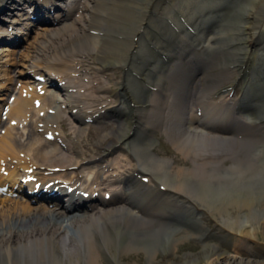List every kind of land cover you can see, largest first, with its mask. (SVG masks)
<instances>
[{
	"label": "bare ground",
	"instance_id": "6f19581e",
	"mask_svg": "<svg viewBox=\"0 0 264 264\" xmlns=\"http://www.w3.org/2000/svg\"><path fill=\"white\" fill-rule=\"evenodd\" d=\"M97 4L102 6L103 15L96 10ZM72 5L85 10L79 19L81 26L55 37V44L46 47L47 52L35 62L36 71H41L46 81H50L51 74L61 77L66 72L58 64L74 60L72 54L78 56L75 63L80 67L93 63L95 67L90 70L93 68L94 73H98L97 67H117L120 78L116 85H120L121 93L116 97L111 94L108 104L102 105L101 99L106 95V87L95 83L91 85L93 91L104 95L95 96L93 103L79 108L66 97L62 103L69 109H81L77 116L83 117L92 110L117 105L121 118L117 130L102 136L109 138L104 150L122 148L124 156L117 157L116 167L111 164L113 174L100 181L92 180L88 184H94L87 187L90 192L102 189L103 194L110 187L108 183L114 182L116 186L110 187L107 195L122 196L113 200L119 204L100 208L91 218L79 219L78 226L84 231L78 239L80 244L72 240L74 243L67 247L62 231L56 227L57 221L66 217L63 211L34 214V208L27 205L1 202L0 264H98L100 254L108 255L113 264H128L121 256L133 251L145 253L144 264H264V0H82L80 5ZM34 6L29 8H42L38 3ZM179 13L186 16L187 24L173 23ZM209 14L213 15L209 25L197 22L199 16ZM96 18L102 20L96 23ZM27 23L28 19L21 26ZM43 31L36 34L37 38L45 36ZM36 43L33 37L28 50ZM194 46L204 49L197 55L191 51ZM8 52L0 48V58ZM27 60L22 58L19 63ZM6 63L0 61L2 73ZM243 66L250 71L239 75L237 70ZM230 67L237 68L227 74ZM194 72H198L199 81L188 103ZM30 83L20 85L19 94L9 107V118L15 123L24 121L26 113L36 110L35 97L40 100L37 110L48 103L32 91L34 82ZM4 85L7 88L8 79L0 83V88ZM235 85L246 98L242 109L237 108V99L218 90L228 92ZM22 89L28 91L24 96ZM84 92L86 98L91 96L85 89ZM222 118L226 122L235 119L237 126L229 133L213 132L211 123ZM77 124L76 137L80 128ZM43 127L48 128L46 124ZM155 131L165 133L184 159L176 161L155 153ZM35 132L36 128L25 132L26 141L16 142L19 148H12L6 135L9 131L5 130L0 136V158L7 154L16 156L15 165L20 169L31 164L61 168L82 159L50 151V141H33ZM253 132L257 134L252 137ZM72 148L76 152L75 144ZM30 151L34 153L32 157ZM90 151L91 148L84 150ZM93 151L88 159L96 153ZM16 152L23 153V157ZM225 159L231 163L224 164ZM100 170L98 167L97 171ZM16 174L11 170L0 183L6 181L13 186ZM18 175L25 176L22 172ZM142 175L147 177L146 182L140 179ZM52 178L41 179V183ZM28 185L32 187L31 182ZM38 207L37 210L44 209ZM201 217L212 219L219 232L218 245L208 241ZM95 222L101 224L96 227ZM259 233L263 241H259ZM194 236L202 240L201 249L177 255L181 238ZM235 237L239 238L235 241L241 245L239 248L233 247L234 241L229 244V239ZM43 239L44 253L40 250ZM244 239L249 243L243 244ZM31 244L36 249L34 259Z\"/></svg>",
	"mask_w": 264,
	"mask_h": 264
},
{
	"label": "rangeland",
	"instance_id": "374dc122",
	"mask_svg": "<svg viewBox=\"0 0 264 264\" xmlns=\"http://www.w3.org/2000/svg\"><path fill=\"white\" fill-rule=\"evenodd\" d=\"M103 8H102V6L101 5H99V4H97L96 5V10L98 11V12H100L102 15L104 14V10H102ZM76 19V18H75ZM95 20V22L97 21V20H102V18H96V19H94ZM104 20V19H103ZM97 23V22H96ZM68 24V23H67ZM81 26V23H79V25H76V26H72V28L71 29H76L77 27H80ZM47 29L48 30H50V31H48V33H47V35H49L50 33H54L55 35H52L51 37H48V38H37V36L38 35H40V33H38V35H34V39H36L37 40V43H36V45H33V47H31L29 50L30 51H32L31 53H29V58H28V60L24 63V64H20L19 63V61H18V65H20V66H24V67H26L27 68V73L29 72L30 73V71L34 68V70L36 71L37 69V67H35V63L33 64L34 65V67L32 66V63L35 61L33 58L36 56V55H38V58H41V56L45 53V52H47V48L46 47H49L50 45H54L55 44V37H56V39L57 38H59L60 36H62V34H65L66 33V31H68V29H62L61 30V26H58V25H47ZM41 31H43V30H41ZM39 32V31H38ZM46 34H45V36L44 37H46L47 36ZM39 37V36H38ZM32 40H33V38L30 40V42H32ZM30 44V43H29ZM28 44V45H29ZM27 45V46H28ZM25 46L26 45H24V46H22L23 47V49L25 48ZM199 47V46H198ZM201 47V51L199 52V53H197V55H199L202 51H203V47L202 46H200ZM19 52V51H18ZM73 53H75V52H73ZM196 54V53H195ZM203 54V53H202ZM73 55V59L74 60H72V66L70 65V66H68V70H69V68H70V70H72V69H74L75 71L73 72L75 75H76V78H77V83L78 84H82L83 86H85L87 89H88V91H89V93H90V90H92V87H91V84L92 83H90V79L92 78V73H91V71H93L94 69L92 68L91 69V71L89 70V68L88 67H86L85 65L84 66H82V69H80V68H78V67H75L76 66V64H75V62H76V56H74L75 54H72ZM15 58H16V55H14V57H12V60H10V62L12 63L14 60H15ZM50 59H52V58H50ZM39 60V59H38ZM74 61V62H73ZM51 62V61H50ZM79 66V65H78ZM91 66L92 67H95V65L94 64H91ZM90 66V67H91ZM21 67H19V66H17V65H12L11 66V69H20ZM23 69H25V68H23ZM79 69V70H78ZM85 69V70H84ZM33 70V72L34 73H36L35 71ZM82 70V71H81ZM210 72H215V70H210ZM18 73V75H20V74H22V71L21 70H18L17 72H16V74ZM32 73V72H31ZM106 73H108V72H106ZM117 73H119L118 72V70H117ZM117 73L115 72V70H112V71H110L108 74H107V76H109L110 78H113V77H117ZM66 74V73H65ZM103 76H104V74H100L99 75V79H102L103 80ZM57 77H60V74H57ZM70 78H72V79H74L73 77H70ZM118 79L120 78V75L117 77ZM56 80H57V82L59 81L57 78H56ZM68 81L67 82H69V79H67ZM4 81H6L7 82V79H4ZM61 81V80H60ZM63 81H65V80H63ZM87 81H88V83H90V84H88L87 83ZM193 82L195 81V78L192 80ZM198 81H199V79L197 80V82L195 83V84H193V82H192V84L190 85L191 86V88L189 87V94H188V97H187V101H188V103H190V99H191V92H192V90H195V86L194 85H196L197 83H198ZM110 83V82H109ZM117 83H118V81H117ZM23 83L22 82H20V81H13L12 82V84L10 85V88H8V90H13L12 91V94L10 95V96H12L13 94H14V92H16L17 94L15 95V97L16 96H18V88H19V85H22ZM89 87H88V86ZM116 85V84H115ZM13 86V87H12ZM117 86V85H116ZM4 87H5V85H4ZM12 87V88H11ZM105 87V86H104ZM5 89L7 90V88L5 87ZM74 88H72V87H68V92L70 93V94H73V95H75V97L74 96H72V98H73V100H77L78 99V101H79V104H81V106L83 105L82 103L83 102H86L87 100L86 99H80L76 94H79V93H81L82 92V89L83 88H80L78 91V93H77V90L76 91H74L73 90ZM111 89H113V87L111 88ZM50 92H52V90L51 89H49V91H45L42 95H43V97L45 98L46 97V95H50V97H53V95H52V93H50ZM75 92V93H74ZM54 94H55V92H53ZM91 94V96L92 95H94L92 92L90 93ZM4 95V94H3ZM77 96V97H76ZM0 98H1V95H0ZM86 100V101H85ZM83 101V102H82ZM88 101H89V99H88ZM8 103V102H7ZM187 102H186V105L188 104ZM55 104H57L58 106H59V102H56ZM49 105V104H48ZM50 106V105H49ZM189 106V105H188ZM47 109L48 108H44V109H42L41 110V112H43V115H47V116H49V114H50V112H48L47 111ZM49 109L52 111V114H54L55 115V113H54V110L52 109V108H50L49 107ZM186 111H188L187 110V108H186V110H185V112ZM30 114V115H29ZM32 114H31V112L29 111V113H26V117H25V120L24 121H21L19 124L17 123V124H15V125H13V126H11V127H13V131H12V134H14L15 136H12L11 137V139H12V143L14 144V145H12L13 147L15 146V141L16 142H25L26 141V139H25V134L28 132V129L31 131L32 129H33V127L31 126L32 124H30L26 119H28L29 120V118H30V116H31ZM58 116H59V119L57 120L56 118H54L55 120H53L54 122H52L51 124L53 125V127H54V125H57L58 126V124H60V125H62V127H61V130L59 129L58 130V137L60 138V142H56V143H58V145H59V147H62V149L61 148H59L57 145H52V146H49L48 148H49V150L50 151H52V150H55L56 152H58L59 154L60 153H64V154H67V149H68V145H70L71 143H72V139H73V128L74 127H71L72 126V124H71V120H70V118H69V116H68V113H66L65 112V109L63 108V105H60V111H59V113L57 114ZM41 118H43V117H41ZM8 119H7V117L5 118V116L4 115H2L1 116V124H0V127H2V128H0V130L2 129V130H4L5 129V125L6 124H8ZM25 121H27V123L25 124V125H23V129L25 130H23V129H21L22 128V123L23 122H25ZM49 123V122H48ZM105 123H107V124H105ZM4 124V125H3ZM34 124L36 125V126H38V127H40V125H42L43 124V120L40 122V121H38V122H35V120H34ZM33 124V125H34ZM117 124V123H116ZM115 123H114V120H110V121H108V120H98V121H96V122H94V123H89V124H87V125H83V127L81 128L82 130H83V134L81 135V137L79 138V144H80V146H82V145H88V142H91V144H89L88 146L89 147H93V148H96L97 150H99V151H101V149L103 148V147H105V146H107V140H108V142H109V138L107 137V138H103V136H102V134L103 133H108L109 131L110 132H112V131H116L117 130V125H116ZM44 125H45V123H44ZM29 126V127H28ZM27 127V128H26ZM14 129H16V130H14ZM62 131V132H61ZM18 132H19V134H18ZM21 132H22V134H21ZM26 132V133H25ZM64 132L67 134V136L65 137V136H63V134H64ZM156 133L154 134V135H157L158 137H160V139L159 140H157V142H154V145H153V150H154V152L155 153H157V154H159L160 156H162V157H167V158H176V161H178V159H184L183 157V155H182V153L180 154V152L179 151H177L176 149H175V147L172 145V143L170 142V140L167 138V136H166V134L165 133H161V131H155ZM158 132V133H157ZM0 133H1V131H0ZM88 133H91L92 134V140L90 141V140H86V138H87V134ZM162 134H164V136L165 137H161V135ZM21 135V136H20ZM24 135V136H23ZM17 136H18V138H17ZM17 138V139H16ZM40 138V139H39ZM38 138V141L39 142H41V136ZM165 138H166V140H165ZM20 139H21V141H20ZM24 139V140H23ZM34 139H35V137H34ZM163 139V140H162ZM19 140V141H18ZM33 141H36V140H33ZM33 141H31V143L33 142ZM62 141H63V143H62ZM53 143H55V142H53ZM70 143V144H69ZM60 144H63V146H60ZM65 145V146H64ZM169 145H171V146H169ZM14 148H16V146L14 147ZM157 148H158V150H157ZM173 148V149H172ZM69 150V149H68ZM62 151V152H61ZM116 151V150H115ZM243 153H241V155H242ZM108 155H110V154H107L106 156H108ZM96 157H98V156H96ZM188 161V160H187ZM189 162V161H188ZM227 163H231L230 162V160H228V162ZM65 171H68L67 173H69V169H67V170H65ZM57 172H59V173H61L60 171H57ZM66 173V174H67ZM5 198L3 195H0V198ZM1 200V199H0ZM10 202V201H9ZM20 202V201H19ZM0 203H1V201H0ZM21 204V203H20ZM44 208V207H43ZM37 209H35L33 212H34V214H38V211L39 212H41V213H46V214H49L50 212H52L53 210H55V209H53V208H51V209H42V210H37ZM47 210V211H46ZM37 212V213H36ZM78 214V215H77ZM76 215L75 214H73L72 216H73V218H72V216L71 215H66V217L64 218V219H59V221H57V226L56 227H58L62 232V234L64 235V246H66L67 247V245L68 244H72V243H74L73 241H75V242H77V241H79V240H81V237L83 236L82 234H83V230H81V228H79V226H78V223L77 222H79L81 219L83 220V219H88V218H91L92 216H91V212L89 211V212H84V211H82V214H79V213H77ZM85 215V216H84ZM89 215V216H88ZM75 217V218H74ZM37 218H39V217H37ZM69 219H70V221H69ZM80 219V220H79ZM201 220H202V222H203V224L205 225V226H207V228H208V233L210 234L211 233V235H212V238L211 239H208V241L209 242H211V243H213V244H215V245H218L219 244V240H218V238L215 236V234H218L219 232L216 230V228L214 227V223H213V221H212V219L211 218H209V217H207L206 219L203 217H201ZM255 220V219H254ZM61 221H62V225H61ZM255 222H256V220H255ZM59 223V224H58ZM72 224V225H71ZM101 223H99L98 224V222L96 223H94L93 225L94 226H98V225H100ZM96 226V227H97ZM66 227V228H65ZM63 229V230H62ZM66 231V232H65ZM90 232H91V226H90ZM91 234H92V232H91ZM179 234V233H178ZM258 238H259V241H263V238H262V234H258ZM79 239V240H78ZM237 239H239L238 237H235V238H233V240H231V243H233V241L235 242ZM242 239V238H241ZM73 240V241H72ZM244 241L245 242H243L242 241V243L243 244H248L249 242H247L245 239H244ZM203 242H201L200 244H199V242L196 240V239H194L193 237H190V238H187V237H183V238H181V241L179 242V244H178V248H177V255H183L184 253H186V252H198L200 249H201V244H202ZM230 243V244H231ZM80 244V241L78 242V244L77 245H79ZM242 244V245H243ZM41 246H40V250L44 253V249H45V247H46V241H45V239H43V241L41 242V244H40ZM241 245H237L236 244V242L233 244V247H235V248H239ZM31 249H32V251H30V254H31V257L34 259V257H35V251H36V249H35V251H34V249H33V244H31ZM42 247V248H41ZM246 247H248V246H246ZM80 248V247H79ZM79 248H78V253H80V254H82V250H79ZM245 248V247H244ZM80 251V252H79ZM144 251V250H143ZM106 256H108V255H103V254H100L99 256H98V258H97V260H98V264H113V263H111L108 259H107V257ZM22 258V257H21ZM44 260H45V256H44ZM121 260H123L124 262H127L128 264H132V263H139V264H144L145 263V253H143V252H139V251H136V252H126V253H123L122 254V256H121ZM79 263V262H78Z\"/></svg>",
	"mask_w": 264,
	"mask_h": 264
},
{
	"label": "water",
	"instance_id": "95a60500",
	"mask_svg": "<svg viewBox=\"0 0 264 264\" xmlns=\"http://www.w3.org/2000/svg\"><path fill=\"white\" fill-rule=\"evenodd\" d=\"M251 70H252V66H251Z\"/></svg>",
	"mask_w": 264,
	"mask_h": 264
}]
</instances>
